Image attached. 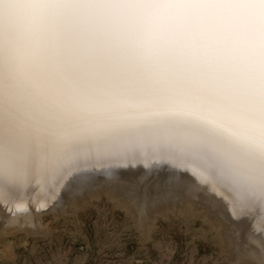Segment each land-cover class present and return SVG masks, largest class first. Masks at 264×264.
<instances>
[{"label":"snow or ice","instance_id":"snow-or-ice-1","mask_svg":"<svg viewBox=\"0 0 264 264\" xmlns=\"http://www.w3.org/2000/svg\"><path fill=\"white\" fill-rule=\"evenodd\" d=\"M138 145L264 198V0H0V185Z\"/></svg>","mask_w":264,"mask_h":264},{"label":"rangeland","instance_id":"rangeland-1","mask_svg":"<svg viewBox=\"0 0 264 264\" xmlns=\"http://www.w3.org/2000/svg\"><path fill=\"white\" fill-rule=\"evenodd\" d=\"M112 197L105 190L87 201L68 197L61 213L43 217L37 236L6 230L0 264H245L205 209L184 202L191 207L155 208L140 219L137 209Z\"/></svg>","mask_w":264,"mask_h":264},{"label":"bare ground","instance_id":"bare-ground-1","mask_svg":"<svg viewBox=\"0 0 264 264\" xmlns=\"http://www.w3.org/2000/svg\"><path fill=\"white\" fill-rule=\"evenodd\" d=\"M171 164L173 163L171 162L170 165ZM133 165L134 164H132V166ZM117 166L124 167L127 166V164H118ZM177 167L190 177L191 184L188 183L186 177L178 175L160 178L155 177V173H148V175H144L146 177L131 178L120 176L112 172L111 174L102 176L83 175L76 177L66 184L64 193L71 187L72 189L66 193V199L68 197L70 199L73 197V201L75 200L78 202L83 199L87 201L89 194H99L100 191L105 190L111 196L120 199L121 202L123 201L122 205L124 203L125 205H130L131 208L133 206V209H137L140 213L136 212V214L140 215V219L143 215L145 216V214L142 215L141 213H146L149 210L151 211H149L150 214L155 208L156 212H158V209L167 210L170 209V207H175L176 209L177 206L179 208L184 202L185 204L188 202L195 208L205 209V216L208 217L214 225L220 226L221 229L223 228V232H226L224 233L227 236L226 240L228 239V247H230L234 256H237L239 259L238 262L243 261L245 264H264V260H262V254H264L262 253V245H264V238L262 239V236H264V233L260 237H256L254 233V236H251L248 232L245 234L239 233L241 230L240 227H238V229L229 219L232 217L241 218V214L238 213L237 205L232 202L218 186L210 183L198 168L192 165H177ZM101 178H104V180L100 182L95 180ZM1 191L0 188V220L4 218V223L11 224V226L0 228V234H6V230H12L15 232L20 231L28 236H37L40 234L39 230H41V228H39V226L43 217L48 214H58V212L61 213L60 211H62L59 209L63 204H60L55 207L56 209L51 210L47 214L38 215L34 212H32V214L30 210H28V205L11 201ZM69 198L68 200H70ZM71 201L72 200H70V202ZM31 205L33 211L35 207V210H38V212L46 206L41 200L32 202ZM183 206L184 205H182V207ZM191 206L189 205L186 207L189 208ZM65 207L66 205L64 206V210ZM2 213L4 214L3 217H1ZM137 219L140 221L139 218ZM249 228L250 232L254 231L258 233L259 226L256 223H251ZM15 232L9 233L15 234Z\"/></svg>","mask_w":264,"mask_h":264},{"label":"water","instance_id":"water-1","mask_svg":"<svg viewBox=\"0 0 264 264\" xmlns=\"http://www.w3.org/2000/svg\"><path fill=\"white\" fill-rule=\"evenodd\" d=\"M171 162L175 165H170ZM118 164H127V166L118 167ZM132 164L134 165L132 166ZM177 165H192L198 168L210 183L218 186L237 205L241 218L231 216L232 218L229 219L237 228L240 227L239 233L245 234L248 232L251 236H254V233L256 237L263 235L264 198L258 192L242 190L222 180L219 173L215 170L207 169L179 147L157 148L151 145H138L134 150H126L123 147L113 148L112 146L100 149H85L69 169L47 176L34 170L24 178L0 185V188L1 192L11 201L24 203L28 205L30 213L34 212L42 215L56 209L55 207L66 200V193L72 189L70 187L64 193L66 184L76 177L83 175L102 176L115 172L120 176L138 178L141 176L146 177L144 175H148V173H155V177L160 178L173 175L186 177L188 183H190V177L180 170ZM95 180L100 182L104 178ZM39 200L46 204L45 208L40 209L38 212L34 207L33 211L32 202ZM3 216L4 214L2 213L1 217ZM4 220V218H1L0 228L10 227L11 224H5ZM251 223H256L259 226L258 233L250 232L249 226ZM263 238L264 236H262Z\"/></svg>","mask_w":264,"mask_h":264}]
</instances>
